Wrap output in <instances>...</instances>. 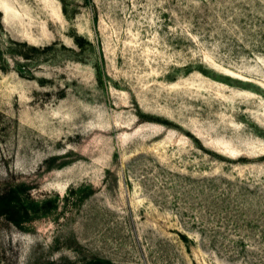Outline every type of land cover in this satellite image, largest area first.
Instances as JSON below:
<instances>
[{
    "label": "rangeland",
    "instance_id": "obj_1",
    "mask_svg": "<svg viewBox=\"0 0 264 264\" xmlns=\"http://www.w3.org/2000/svg\"><path fill=\"white\" fill-rule=\"evenodd\" d=\"M0 264H264V0H0Z\"/></svg>",
    "mask_w": 264,
    "mask_h": 264
}]
</instances>
